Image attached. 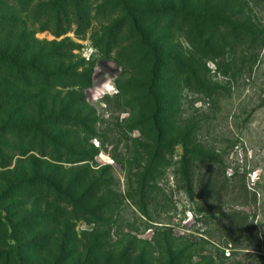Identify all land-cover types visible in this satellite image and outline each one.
<instances>
[{
    "label": "rangeland",
    "instance_id": "obj_1",
    "mask_svg": "<svg viewBox=\"0 0 264 264\" xmlns=\"http://www.w3.org/2000/svg\"><path fill=\"white\" fill-rule=\"evenodd\" d=\"M78 1L85 16L81 26L68 14L70 25L63 21L60 34L55 25L42 29L45 2L34 3L23 15L26 29L20 25L5 40L0 35L1 51L20 53L21 62L38 68L37 76L62 78L24 89L0 73V211L21 264H264V2L245 0L250 9L237 19L235 45L233 39L229 45L219 42L227 28L213 32L216 57L204 44L193 50L184 39L186 28L176 31L181 24L174 25L167 45L182 52L188 70L174 75L180 81L170 96L177 107L168 114L160 147L156 134L144 138L132 129L145 112L142 96L123 93L144 63L126 42L116 49L105 46L104 31L117 18L100 12L105 0ZM170 1L177 7L182 2ZM184 1L197 10L212 5ZM247 17L262 40L254 56L240 41L245 31L237 29ZM74 76H89L91 84L74 85ZM29 94L35 97L28 105L23 97ZM48 115L61 161L52 160L50 151L40 156L21 129ZM10 128L17 130L5 131ZM194 151L212 160L191 168L195 183L189 192L182 158L187 162ZM156 153L165 165L156 176L159 192L148 219L127 194L138 188ZM65 156L90 161L67 163ZM158 161L153 160L155 174ZM36 175L60 184L58 199L34 185L15 189ZM204 175L216 186H202ZM68 197L76 204L60 202Z\"/></svg>",
    "mask_w": 264,
    "mask_h": 264
},
{
    "label": "trees",
    "instance_id": "obj_2",
    "mask_svg": "<svg viewBox=\"0 0 264 264\" xmlns=\"http://www.w3.org/2000/svg\"><path fill=\"white\" fill-rule=\"evenodd\" d=\"M105 1L106 2L99 8L101 11H99L103 12V14L107 13L108 16L117 17L115 22L104 31L105 35L103 39L105 41V46L108 49H116L121 43L126 42L129 44L132 56L135 57V59H139L140 63H144L145 66L142 68L139 75L130 76L126 91L123 92L124 95H126L129 91H137L142 96L141 101L145 112L132 129L140 131L144 138L156 134L158 136L156 142L160 147H163L159 141L161 139H159V137L164 136L163 127L169 123L168 114H171L170 111H172L177 104V102L173 100V97L171 98L170 96L174 86L180 81L177 79V76L174 75L184 73V71L188 70V67L183 61L184 55H182V52L178 51L174 46L167 45L174 39V37L172 38V33L174 34V25H176L177 22L181 24L179 28H176L178 29L176 31H183L182 29L186 28L184 39L193 50H195L198 45L201 46V44H204L206 50H212V55L216 57L219 49L214 50L212 47L215 37L213 32L217 31L219 28H227L229 30L228 33H226L219 42H223V45L225 43L229 45V40L233 39L231 44L235 45L237 40H239L236 31V27L239 25L237 19L240 15L244 14L245 9H250L248 6L249 2L245 0H211L212 5L209 4L197 10L190 8L187 5L188 2H183V0L180 2L179 7L170 0ZM251 1H253L255 5L264 2V0ZM44 2L45 5L41 6L44 12L43 19L45 20L42 29H47V27L55 25L56 33L60 34L63 21H67V25H70V20L67 18L68 14L73 16L78 26L84 23L85 16L81 11L78 0H0V35L3 36V40L12 32H17L20 25L23 29H26L27 23L23 15L29 12V7H32L34 3L43 4ZM234 2L236 4L235 6ZM221 3L224 4L222 8L219 6ZM12 6L16 9L13 8L10 14L12 16L9 17L7 14L8 8ZM16 10H18V12H16ZM37 21H39V19ZM239 22L240 28L237 29H243L246 34L240 37V41H243L244 45L251 47L248 54L254 56L253 52L256 50L254 47L258 46V43L262 40L258 38L259 36L252 29L253 24L250 23V18L247 17L244 21L240 20ZM209 25L212 27V30H207ZM20 40L22 39H17V41ZM22 44L24 45V42ZM224 47L222 46L221 49ZM26 51L25 49L24 52ZM13 52L15 56L13 54L11 55ZM20 59H22L20 53L12 50L1 51L0 49L1 75L9 80H13L15 84L22 85L24 89H33L31 87L35 88L37 86L40 87L45 83H50V81L55 82L58 79L62 81V78L58 76H37L36 74L39 72L38 68L32 62H21ZM190 72L196 75V70L194 68H191ZM30 73L36 76H26ZM190 78H192L191 80L195 81L196 84H201L198 76H190ZM71 81L77 86H89L91 84L89 76H74ZM122 89L123 87L121 86V90ZM16 97L17 96H9L11 99H16ZM34 97L35 96L29 94V96L26 95L23 97V99L25 102H28L29 105ZM4 99H8V97L6 96ZM6 101L5 102L8 104L10 100ZM53 120L54 118L49 115L44 118L42 116L39 118L37 124H26V126H23L21 129L28 135L26 142L29 147L32 145L31 143H35L34 147L38 145V149L41 150L40 156H47L50 151V155H53L50 156L52 160L61 161L64 157L63 154L61 153L62 157L58 156L59 158H56V155H59L62 151L57 149L58 144L56 138L49 133L47 129L49 126L54 125L52 122ZM16 130L17 129L10 128L5 131L15 133ZM47 141H49V146H46ZM95 153H98V149H95ZM65 157L67 163L90 161L89 158L70 160L67 156ZM150 157L152 158L145 166L147 175L143 177L138 188L135 190L132 189L127 194V200L134 207L139 209L141 215L148 219H150L149 207H151V202H153L157 192H159L156 176L161 174V169L165 165L164 158L159 157L157 153L154 157L153 155ZM154 159L159 160L157 162L156 174L152 171V165L155 162H153ZM182 159L187 164L185 167L187 172H185L183 180L185 181L186 187L189 189L188 191L191 192L192 186L195 183V179L193 178L194 173L191 174V168L194 164L207 165V162L212 160V158L207 155V153L194 151L187 162L185 161L187 160L186 158L183 157ZM190 163L192 165H190ZM83 167L87 168V166ZM200 183L202 186L206 183L208 187L212 188L216 186L214 178L209 177L208 179L206 175L200 179ZM27 185L38 186L39 193L43 191L49 195V197L55 196L56 199H58L61 194L59 183L47 177H42L41 175H36L35 180L30 182L23 180L17 184L15 189H23ZM88 188L90 191L94 190L95 183L89 184ZM60 202L68 205L76 204V201L72 197H68L65 200L62 198ZM9 233V221L0 211V264H9L11 261H13L14 264H21L19 255L14 252L15 247L9 242Z\"/></svg>",
    "mask_w": 264,
    "mask_h": 264
}]
</instances>
